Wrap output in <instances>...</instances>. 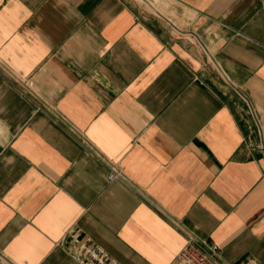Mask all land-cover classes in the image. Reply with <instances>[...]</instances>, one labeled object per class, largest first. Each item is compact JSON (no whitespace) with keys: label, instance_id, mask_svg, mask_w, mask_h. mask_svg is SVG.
Masks as SVG:
<instances>
[{"label":"crops","instance_id":"obj_1","mask_svg":"<svg viewBox=\"0 0 264 264\" xmlns=\"http://www.w3.org/2000/svg\"><path fill=\"white\" fill-rule=\"evenodd\" d=\"M142 1L0 0L14 264H79L75 237L119 264H182L164 214L226 264H264V0Z\"/></svg>","mask_w":264,"mask_h":264},{"label":"built area","instance_id":"obj_2","mask_svg":"<svg viewBox=\"0 0 264 264\" xmlns=\"http://www.w3.org/2000/svg\"><path fill=\"white\" fill-rule=\"evenodd\" d=\"M11 76V75H10ZM12 77V76H11ZM14 77V76H13ZM18 81V80H16ZM31 85L26 84V90L32 93ZM107 160V181H114L123 179L125 174L121 166L116 162ZM171 223L177 226L185 237V244L182 250L177 255V258L182 264H226L218 255V249L215 244H206L196 239V237L189 231L179 226L173 219L164 214ZM71 255L73 260L79 264H119L115 259L111 258L104 250L98 245L87 246L85 242H81L76 237L73 238ZM0 264H14L7 260L0 254ZM243 264H250L244 262Z\"/></svg>","mask_w":264,"mask_h":264},{"label":"rangeland","instance_id":"obj_3","mask_svg":"<svg viewBox=\"0 0 264 264\" xmlns=\"http://www.w3.org/2000/svg\"><path fill=\"white\" fill-rule=\"evenodd\" d=\"M141 3L148 10H154V7H156V3L154 0H143Z\"/></svg>","mask_w":264,"mask_h":264}]
</instances>
